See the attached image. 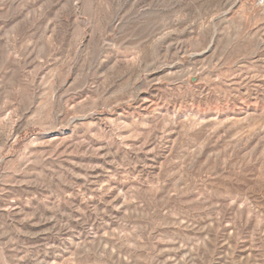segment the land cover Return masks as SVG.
I'll list each match as a JSON object with an SVG mask.
<instances>
[{"label":"rangeland","instance_id":"1","mask_svg":"<svg viewBox=\"0 0 264 264\" xmlns=\"http://www.w3.org/2000/svg\"><path fill=\"white\" fill-rule=\"evenodd\" d=\"M0 264H264V4L0 0Z\"/></svg>","mask_w":264,"mask_h":264},{"label":"built area","instance_id":"2","mask_svg":"<svg viewBox=\"0 0 264 264\" xmlns=\"http://www.w3.org/2000/svg\"><path fill=\"white\" fill-rule=\"evenodd\" d=\"M255 3L258 5V6H262L264 4V0H255Z\"/></svg>","mask_w":264,"mask_h":264}]
</instances>
